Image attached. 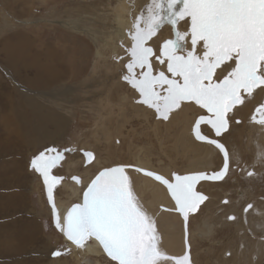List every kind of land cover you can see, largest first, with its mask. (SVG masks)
<instances>
[{
    "label": "rangeland",
    "instance_id": "1",
    "mask_svg": "<svg viewBox=\"0 0 264 264\" xmlns=\"http://www.w3.org/2000/svg\"><path fill=\"white\" fill-rule=\"evenodd\" d=\"M117 1L0 0V264H87L83 259L85 255L82 252L74 253L64 235L55 227L43 180L30 168L32 158L46 148L75 149L65 153L59 166L52 171L53 175L65 176L61 182L73 174L89 173L90 177L103 167L116 164L134 165L139 158L146 157L151 159L156 172L167 178H172L173 173L180 175L192 173L187 170L191 167L190 157L193 154L176 147V143L178 140L182 142L180 132L186 129L187 120L197 118L195 115L197 109L189 107L190 113H187L186 118L181 114V117L177 116L178 119L171 116L172 121H161L154 114V110L138 102L134 104L123 102L122 97L127 96L134 101L138 94L121 80L122 76L120 78L118 75L117 77L109 75L117 67L116 62L122 63L120 74L125 72L124 65L128 60L125 45H119L120 48L117 49L125 53L121 55H115L109 48L101 46L110 43L112 38L115 44H120L116 35L111 36L118 26L114 21V13H111V8H115L112 6H115ZM150 2L151 0H138L137 8L131 7L135 11V16ZM145 14L147 15V12ZM167 27L168 29L163 27L160 30L159 36L150 41V45L156 46L163 40L172 38V29L169 25ZM184 27L181 22V28ZM54 65L62 70L61 73L64 74L62 80L56 81L51 87H44L45 89L33 86L36 70L41 69L40 71L49 74L53 71L51 68ZM163 69L164 66L157 67V71ZM115 78L121 83L115 84L111 89L110 84ZM44 80L46 81L45 78L40 79L37 84ZM26 88H30L31 93L24 91ZM42 91L50 92V95L42 96ZM263 94L264 92L257 89L253 97L246 100V106H241L247 111L245 116L240 111L236 114V118L242 123L237 124L233 121L230 132L220 138L234 155L240 154L243 163L239 166L233 164L229 174L225 176L227 178L220 184H206L204 181L197 184V190L207 195L208 199L198 213L190 216L189 223L190 235H194L193 231L201 234L198 226L207 218L209 209L213 207L214 216L222 220L223 216L218 214L221 199L228 200L241 191L240 195L245 197V201L237 205V211L231 209L229 215H234L237 220L247 223L246 227L249 229L254 222L256 227L253 228V234L250 238L239 237L234 220H229L230 225L223 223L215 227L211 241L218 244L213 245L205 236L195 234L190 250L193 257L197 256L196 251L199 248L207 252L215 246L220 247H217L219 251L216 254L213 251L212 255L205 254L211 259H214L213 254L222 257L223 251H228L233 246L238 249L240 242L244 240L250 241L251 246L252 241L257 245V237H261L263 233L261 230L264 229V224L260 225L256 220L259 213L252 209L247 213L244 211L248 204L254 205L258 200L255 196L248 200L244 191L251 192L252 188L256 196L263 198L261 203L264 204V164L257 169L254 168L255 171L260 170L258 178L254 176L253 179L247 180L249 176L245 175V179H242V174L246 171H241V168L252 170V166L258 160L257 148L248 139L251 135L257 142L259 136L257 133L253 135L250 127L253 122L249 124V118L252 110L254 112L264 100ZM108 101L113 102L111 115H107L110 110L105 108ZM106 115L109 117L107 121L103 119ZM241 115L243 117H239ZM7 126L8 129L5 130ZM34 128L38 130L35 131ZM45 130L48 137L42 133L46 132ZM202 130L214 137L208 126L202 125ZM89 149L96 155L99 164L96 166L90 164L87 166H91L90 169L86 170L81 151ZM80 157H83V160ZM73 162L78 166L77 172H71L73 169L69 164ZM222 163L223 158L219 154L215 158L216 167L212 171H205L211 174L219 170ZM84 187L85 185L82 190ZM62 193L71 195L68 198ZM57 197L60 201H69V205L78 202L75 194L58 186L54 189L55 203ZM146 198L148 200L150 196ZM217 200L220 203L214 205ZM162 213L164 215V212ZM159 218L158 215L157 223ZM181 225L184 227L183 223ZM178 229L181 231L180 226ZM178 244L179 241L176 243V250L182 251L183 244ZM57 250H60L62 255L53 257L52 253ZM240 254H244L242 250ZM256 256L259 259L258 251ZM97 260L102 264H110V260L105 257ZM245 264H250L248 257L245 258Z\"/></svg>",
    "mask_w": 264,
    "mask_h": 264
},
{
    "label": "snow or ice",
    "instance_id": "2",
    "mask_svg": "<svg viewBox=\"0 0 264 264\" xmlns=\"http://www.w3.org/2000/svg\"><path fill=\"white\" fill-rule=\"evenodd\" d=\"M145 8L147 15L142 9L129 30L132 43L126 49L122 79L138 94L137 102L154 110L161 121H169L182 107H195L194 139L218 150L222 167L211 174L173 173L172 178L128 164L103 167L83 190L82 201L63 215L54 199L63 177L52 171L65 153L75 149L46 148L32 158L30 168L43 180L55 227L77 248L95 241L110 264H193L190 216L208 199L196 186L205 180H223L233 164L243 163L239 153L234 155L220 138L230 132L233 121L242 123L236 118L240 106H246L257 89L264 92V0H151ZM165 24L171 27L172 38L150 45ZM158 66L164 69L157 71ZM250 120L264 127V103ZM202 125L215 138L205 134ZM84 156L89 163L95 158L91 151ZM257 156L264 164V145H258ZM129 168L159 182L174 201V207L165 210L182 217L183 255H169L161 248L157 221L138 199ZM241 171L249 177L258 174L254 168ZM73 179L80 182L78 177ZM252 207L248 204L245 213ZM52 255L60 257L62 252Z\"/></svg>",
    "mask_w": 264,
    "mask_h": 264
},
{
    "label": "bare ground",
    "instance_id": "3",
    "mask_svg": "<svg viewBox=\"0 0 264 264\" xmlns=\"http://www.w3.org/2000/svg\"><path fill=\"white\" fill-rule=\"evenodd\" d=\"M132 6L136 7L138 6V0H127L126 2H124L123 0H118L117 4L115 6V8H111L112 11L111 13L113 14L114 17V21L116 22V24L118 26H116L115 32L112 33L111 36L116 35L118 37V40L120 41V44H115L114 38H112V41L110 43L101 45L103 48H109V50L113 51V54H125L124 52H119L117 51V49L119 50L120 46H124L126 48H128L132 41L129 35V30L131 29L132 26V22L135 16V11H133V9L131 8ZM146 8L144 9L145 12ZM137 11V9H136ZM32 12V11H31ZM146 13V12H145ZM110 15V13H108ZM18 15V14H17ZM146 15V14H145ZM133 18V19H132ZM108 20V19H107ZM112 21V22H114ZM114 24V23H113ZM165 29H168L167 25L164 26ZM183 29V28H182ZM37 31V30H36ZM21 32V31H20ZM101 33V32H100ZM160 33V32H159ZM159 33L157 34L156 37L159 36ZM102 34V33H101ZM107 35V34H106ZM161 36V35H160ZM29 37V36H28ZM108 37V36H107ZM114 37V36H113ZM154 37V38H156ZM153 38V39H154ZM161 38V37H160ZM105 39V38H104ZM111 39V38H110ZM35 40V39H34ZM159 40V39H157ZM109 41V40H108ZM118 41V42H119ZM155 41V40H154ZM150 44V43H149ZM152 44V43H151ZM120 45V46H119ZM114 46L115 48L111 47ZM154 46V45H153ZM121 47V48H124ZM33 48V47H32ZM13 54V53H12ZM48 56V55H47ZM58 59V58H57ZM12 60V59H11ZM41 60V59H40ZM127 61V60H126ZM48 64V61H46ZM117 63V67L112 71L111 74L114 77L120 76L121 78V74H124V72H121L120 74V66L122 65V63ZM46 64V66H47ZM51 64V63H50ZM105 64V62L103 63ZM36 65V64H35ZM39 65V64H38ZM45 66V64H43ZM52 65V64H51ZM37 68V67H36ZM53 68V69H52ZM51 70H53L51 73L47 74L44 71H40V70H36V78H35V82L33 86H36L38 88L41 87H46L49 86L51 87L52 84L54 85V83H56V81L62 80L64 74L61 73V71L58 68V66L54 65V67H52ZM50 69V68H49ZM43 70V69H42ZM122 70V69H121ZM33 72V71H32ZM42 72L44 74H42ZM116 74V75H115ZM33 75V74H32ZM42 78H45L46 81H42L41 84H37L38 81ZM33 79V78H32ZM117 78H115L112 80L113 83L110 84V88L113 89L114 85L116 84H120L121 82H118V80H116ZM25 80V79H24ZM28 80V79H27ZM34 80V79H33ZM123 80V79H121ZM26 81V80H25ZM24 81V82H25ZM28 83V81H27ZM30 86V85H29ZM15 88V86H14ZM35 88V87H34ZM33 88V89H34ZM45 89V88H44ZM35 90V89H34ZM24 91H32L30 88H26ZM38 91V90H37ZM13 92V91H10ZM15 92V91H14ZM64 92V91H63ZM17 93V92H16ZM31 93V92H30ZM10 95V93H7ZM15 95V94H14ZM18 95V94H17ZM16 95V96H17ZM42 96L45 95H50V92H41ZM264 95V94H263ZM21 96V95H20ZM28 96V95H27ZM6 98V97H5ZM22 98V97H21ZM8 99V98H6ZM10 99V98H9ZM8 99V100H9ZM20 99V98H19ZM32 99V96H31ZM139 97L137 99H134V101H131V99H129V97L124 96L122 97V101L125 102L126 104L130 103V104H134L137 103ZM250 99V98H249ZM16 100V99H14ZM7 101V100H6ZM23 101V100H21ZM30 101V99H29ZM54 101V100H53ZM263 101V100H262ZM33 102V101H31ZM12 103V102H11ZM49 103V102H48ZM55 103V102H54ZM262 103V102H261ZM15 104V102H14ZM53 104V102H52ZM18 105V104H16ZM59 105V103H58ZM10 106V105H9ZM60 106V105H59ZM113 106V102H106V107L110 110V112L107 115H111V107ZM12 107V106H11ZM33 107V106H32ZM19 108V107H18ZM23 108V106H22ZM196 109L195 107H191ZM247 108V107H246ZM25 109V108H24ZM245 109V108H244ZM244 109L240 106V112L242 114H246L247 111H244ZM3 110V109H2ZM17 110V109H16ZM190 109H188L187 107H182L180 110H177L176 112H174L172 114L173 117H176L175 119H178L177 116L181 114L185 115L184 118L187 117V113L189 112ZM28 112V111H27ZM123 112V111H122ZM182 112V113H179ZM244 112V113H243ZM16 113V112H15ZM125 113V112H124ZM179 113V114H177ZM253 110L251 115L253 114ZM19 114V113H18ZM25 114V112H24ZM31 114V113H30ZM126 114V113H125ZM104 117L103 119H108L109 117ZM196 115V114H195ZM70 116V115H69ZM38 117V116H37ZM74 117V116H73ZM189 117V116H188ZM239 117H243V115L239 116ZM251 117V116H250ZM18 118V116H17ZM20 118V117H19ZM61 118V117H60ZM53 119V118H52ZM192 120H187V127H185L186 129L184 130V132H180V137L182 139V142L180 143V141L178 140L176 143V147L178 148H183L184 152H186L188 150L189 154H193L192 157H190L191 159V167L189 170L187 171H192V173L197 172V171H212L216 165H215V158L220 154L218 150H216L214 147L209 146L205 143L202 142H198L194 139V136L192 134V127L194 124V118H191ZM12 120V119H11ZM55 120V119H54ZM62 120V119H60ZM70 120V119H69ZM171 120V119H170ZM169 120V121H170ZM14 121V120H13ZM107 121V120H106ZM172 121V120H171ZM176 121V120H175ZM178 121V120H177ZM183 121V119H182ZM185 121V119H184ZM19 121H17L18 123ZM166 122V121H165ZM14 123V122H13ZM72 123V122H71ZM181 124V122H179ZM252 123L250 118H249V124ZM19 124V123H18ZM55 124V123H54ZM103 124V123H102ZM254 124V123H253ZM250 124V127L252 128L251 130L253 131V135L255 133H257L259 136L257 142H255V140H253L251 138L248 139V141L250 143H252L256 148H257V153H258V145H264V127H261L260 125L257 124ZM57 125V124H56ZM100 125V124H99ZM106 125V124H105ZM160 125V124H159ZM184 125V124H183ZM19 126V125H18ZM56 127V126H55ZM68 127V126H67ZM100 127V126H99ZM102 127V125H101ZM180 127V126H179ZM98 128V127H97ZM170 128V127H169ZM8 129V126L5 128V130ZM22 129V128H21ZM28 132H30L27 128H25ZM50 129V128H49ZM10 130V129H9ZM35 131H37L38 129L34 128ZM183 130V129H182ZM40 131V129H39ZM46 132H42L43 134H45V136L48 137V133L47 130H45ZM9 132V131H8ZM179 133V132H178ZM252 133V132H251ZM24 134V133H23ZM27 134V133H26ZM40 134V133H39ZM42 135V134H41ZM26 136V135H25ZM28 136V135H27ZM179 136V135H178ZM256 136V137H257ZM30 137V135L28 136ZM27 137V138H28ZM45 138V137H44ZM262 141V142H261ZM251 145V144H250ZM249 146V145H248ZM248 149V148H247ZM250 150V149H249ZM88 151H91L90 149ZM185 154V153H184ZM240 155V154H239ZM84 156V155H83ZM148 156V155H146ZM184 156V155H183ZM80 159L83 160V157H80ZM84 162H85V157H84ZM161 162V161H160ZM163 162V161H162ZM161 162V163H162ZM61 163V162H60ZM76 163V162H75ZM70 163L69 166L71 165V168L73 169L71 172H77L78 171V166L77 164ZM91 166H96L99 164V160L95 155V160L94 162L91 163ZM117 165V164H116ZM260 166L262 165L260 159L258 158L257 161H255L254 165L252 166L254 168V166ZM90 166V167H91ZM115 166V165H114ZM135 167H141L147 170H151V171H155L156 172V168H154V166L151 163V159L147 158H139L138 161H135V164L133 165ZM152 166V167H151ZM87 167V166H86ZM90 167H87L86 170H89ZM154 168V169H153ZM258 168V167H257ZM130 170L129 173L133 178V186H134V191L138 197V199L142 202V204L144 205V207L147 209V211L154 216L155 219H157L158 215L160 216L159 218V223H157V229H158V233L160 235V239H161V243L160 246L161 248L169 255H173V256H181L184 253L185 250V243H184V227H182V217H180L177 213H175L174 211H168L166 212L165 209H171L174 207V201L171 200V197L169 194H167L166 189L164 188V186L160 185L159 182L155 181L152 178L146 177L144 176L142 173H136L134 171V169L132 170L131 168H129ZM68 170L70 171V168H68ZM67 170V171H68ZM101 170V169H100ZM99 170V171H100ZM98 171V172H99ZM97 172V173H98ZM93 174L92 176L89 177V173L87 174H82V173H78V175H71L70 177H67L66 180L64 182H61L59 185H57L58 187H62V189L67 190L68 192H71L72 194H75L76 197L78 198V202L82 201V196H83V190L86 188L87 184H89L91 182V179H93L95 177V175L97 174ZM159 173V172H158ZM167 173V172H166ZM160 174V173H159ZM190 174V173H187ZM69 176V175H66ZM65 177V176H63ZM73 177H78L79 178V183L76 182V180L73 179ZM243 178H245L244 176H242ZM167 178V177H166ZM169 178V177H168ZM210 181V180H209ZM83 185H85V187L82 190ZM57 188V187H56ZM64 192V191H63ZM245 192V196L246 198L252 199V197H256L258 201L255 202V204L253 205V209L252 210H256L257 213H259L258 218H256V220L258 222H260V225L264 224V204L261 203V200L263 199L262 197H260L259 195L256 196L255 192L252 189V193L251 192ZM65 194L66 196H68V198L70 197L71 194L69 193H62ZM147 196H150V198L147 200ZM245 199V197L243 198ZM77 202V203H78ZM205 202L203 204H201L200 206H204ZM56 206L58 211L63 215L66 214V211L72 206L69 205V201H60V199L57 197L56 198ZM200 207V208H201ZM234 211H237V206H234L231 208ZM164 212V215L163 213ZM229 211L227 210L225 212V214H228ZM224 214V215H225ZM223 215V216H224ZM215 217L213 212H210V217L206 218L201 224H199L198 228L202 230L203 233H207V229L211 228V227H216L217 225L221 224V220H219L217 217H215V219L213 218ZM24 219V218H23ZM215 221H214V220ZM219 222H218V221ZM213 221V222H212ZM255 221V220H254ZM217 222V223H215ZM225 223L228 224L230 223L229 221H227V218L225 220ZM180 226L181 231H179L178 227ZM247 224L245 222L242 221H236V230L237 234L240 235L241 238H250V235L253 234V231L256 227L255 223H252V228H248L246 227ZM182 232V233H181ZM194 235H190L189 239H190V244H192V240L195 236V234H198L196 232L198 231H193ZM261 232L264 233V229L261 230ZM61 233V232H60ZM63 234V233H62ZM191 234V232H190ZM19 239V238H18ZM64 239L68 242L69 247L71 248V250L74 253L77 252H82L85 256H84V262H86L87 264H102L100 263L97 258H103L105 257L107 260H110V258L107 257V255L103 252L102 248L98 245L97 242L95 241H88L86 242L85 246L83 248H77L75 245H73L71 242H69L66 237L64 236ZM179 241V244L182 243L183 244V252L179 249H177V245L176 243ZM245 242V240H244ZM250 242V241H249ZM249 242H245L249 248L251 247V244ZM218 244V243H217ZM264 242L261 238H258V243L256 246H253L252 249L253 251L257 252L260 254V258L262 257L263 254V246ZM210 250V249H209ZM222 251V250H221ZM243 251H247V249L244 246V250ZM182 252V253H181ZM229 252V251H228ZM228 252H223L222 256L225 257L224 260H228V258L230 256H228ZM238 251H236L237 253ZM227 253V254H226ZM231 253V252H229ZM244 253V252H243ZM192 254V252H191ZM232 254V253H231ZM239 254V253H237ZM244 258H247L246 253L243 254ZM79 260V258L77 259ZM96 260V261H95ZM222 264V263H220Z\"/></svg>",
    "mask_w": 264,
    "mask_h": 264
},
{
    "label": "crops",
    "instance_id": "4",
    "mask_svg": "<svg viewBox=\"0 0 264 264\" xmlns=\"http://www.w3.org/2000/svg\"><path fill=\"white\" fill-rule=\"evenodd\" d=\"M187 108H189V107H187ZM238 236L240 237V235H238ZM216 244H217V242H216ZM244 246L247 249V251H243ZM253 246H256L255 241H252V246L250 247L251 249L249 248V246L245 242H243V241L240 242L238 249H236V247L233 246L232 249L228 250L229 252L232 251L231 256L228 255V256H230L228 258V260L227 259L224 260L225 259L224 256L217 257L215 255L219 251V248H220L219 246H215L214 248H212V250L211 249L207 250V252H203V250L201 248H199V250L196 251L197 256L193 257V254H192L191 259L193 261V264H220V263H222V264H245V258L243 255L240 254V250H242L244 253H246V256L248 257L250 264H264V250H263L262 257L261 258L259 257V259H258L255 251H254L255 252L254 254L250 253L253 251V249H252ZM217 247H219V248H217ZM212 251L215 253V254H213L214 259H211L209 256H207V254H205V253H209L212 255V253H213ZM228 251L226 250L223 252H228ZM236 251H238L237 253H239V254H237ZM231 260H233V261H231Z\"/></svg>",
    "mask_w": 264,
    "mask_h": 264
},
{
    "label": "flooded vegetation",
    "instance_id": "5",
    "mask_svg": "<svg viewBox=\"0 0 264 264\" xmlns=\"http://www.w3.org/2000/svg\"><path fill=\"white\" fill-rule=\"evenodd\" d=\"M257 165L256 166H254V168H256L257 169ZM253 168V167H252ZM169 168H167V170H168ZM260 171V170H259ZM259 171H255L256 173H258ZM229 174V173H228ZM245 175H246V173H243L242 174V176H244L245 177ZM241 176V175H240ZM254 176H257V178H258V174L257 175H254ZM254 176H252V177H248V179L247 180H249V179H253V177ZM227 178V177H226ZM225 178V179H226ZM242 179H245V178H243L242 177ZM224 180V179H223ZM204 182H206V184H220V182H222V180H220V181H209V180H205ZM250 190L252 191V188H250ZM234 191V190H233ZM237 193H239V190H237L236 191ZM240 194H241V191H240ZM240 194H236L235 195V197H233V196H231L228 200L230 201V203H228V204H224L223 203V201L224 200H226V199H224V198H222L221 199V203L217 200L216 202H214V205L215 204H217L218 202L221 204V206H220V211L218 212V214H219V216H223L224 214H225V212L228 210L229 211V213H230V211H231V208L232 207H234V206H237L238 204H241V203H243L244 201H245V199H243V197L240 195ZM207 196V195H206ZM213 197H216L215 195H213ZM207 203V200L205 201V204ZM201 207V206H200ZM251 209H253V207L251 208ZM213 212V214H214V209H213V207L211 208V209H209V214L207 215V218L208 217H210V212ZM229 213L228 214H225L224 216H223V218H222V220H221V224H219V225H222L223 223H225V220H226V218L228 217V216H230L229 215ZM227 221H229V219H227ZM236 221H240V220H237V219H235L234 220V225L236 226ZM203 222V221H202ZM201 222V223H202ZM200 223V224H201ZM247 224V223H246ZM219 225H217V226H219ZM228 225H230V223H228ZM214 230H215V227H211L210 229L208 228L207 229V233L205 234V233H203L202 232V230L200 229V231H201V234L199 233L198 235H203V236H205V238H206V240L208 241L209 240V242L210 243H212L213 245L216 243V242H213V241H211L212 240V235L214 234ZM264 233H262V235H261V237H257V238H261L262 240H263V242H264ZM214 248V247H213ZM191 256H192V254H191Z\"/></svg>",
    "mask_w": 264,
    "mask_h": 264
},
{
    "label": "water",
    "instance_id": "6",
    "mask_svg": "<svg viewBox=\"0 0 264 264\" xmlns=\"http://www.w3.org/2000/svg\"><path fill=\"white\" fill-rule=\"evenodd\" d=\"M262 103H264V100L262 101ZM261 103V104H262ZM259 106V105H258ZM255 110V109H254ZM84 152H85V150H83V151H81V153L84 155ZM92 152V151H91ZM93 153V152H92ZM93 155H94V157H95V154L93 153ZM85 157V156H84ZM94 160H95V158L89 163L88 161H87V159L85 158V162H84V166H88V165H90L92 162H94ZM132 170L134 169V168H131ZM128 170H130V169H128ZM98 174V173H97ZM109 258V257H108Z\"/></svg>",
    "mask_w": 264,
    "mask_h": 264
}]
</instances>
